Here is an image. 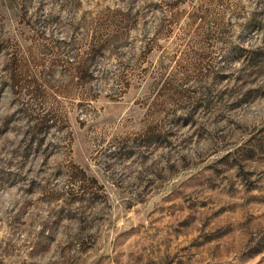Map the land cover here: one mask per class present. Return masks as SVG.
Instances as JSON below:
<instances>
[{
	"label": "rangeland",
	"instance_id": "obj_1",
	"mask_svg": "<svg viewBox=\"0 0 264 264\" xmlns=\"http://www.w3.org/2000/svg\"><path fill=\"white\" fill-rule=\"evenodd\" d=\"M0 264H264V0H0Z\"/></svg>",
	"mask_w": 264,
	"mask_h": 264
}]
</instances>
